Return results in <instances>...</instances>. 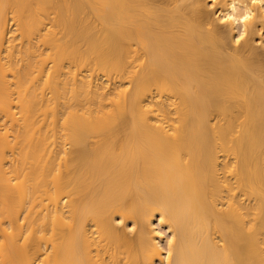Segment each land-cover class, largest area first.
Here are the masks:
<instances>
[{
    "label": "bare ground",
    "instance_id": "obj_1",
    "mask_svg": "<svg viewBox=\"0 0 264 264\" xmlns=\"http://www.w3.org/2000/svg\"><path fill=\"white\" fill-rule=\"evenodd\" d=\"M0 264H264V0H0Z\"/></svg>",
    "mask_w": 264,
    "mask_h": 264
}]
</instances>
